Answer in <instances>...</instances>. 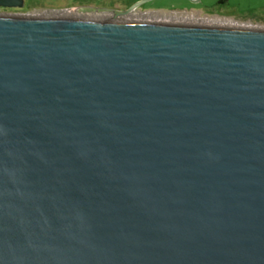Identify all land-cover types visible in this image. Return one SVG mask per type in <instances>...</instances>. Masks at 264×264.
<instances>
[{
  "label": "water",
  "instance_id": "obj_1",
  "mask_svg": "<svg viewBox=\"0 0 264 264\" xmlns=\"http://www.w3.org/2000/svg\"><path fill=\"white\" fill-rule=\"evenodd\" d=\"M105 12L0 15V264H264V31Z\"/></svg>",
  "mask_w": 264,
  "mask_h": 264
},
{
  "label": "rangeland",
  "instance_id": "obj_2",
  "mask_svg": "<svg viewBox=\"0 0 264 264\" xmlns=\"http://www.w3.org/2000/svg\"><path fill=\"white\" fill-rule=\"evenodd\" d=\"M109 1L111 0H26L25 7L22 10L0 9V15L74 18L76 17L74 11L79 7L88 6L89 4L104 6ZM113 1L120 2L123 0ZM147 6L150 11L157 12L185 13L194 11L203 12L205 15H215L212 17L203 16V19H201L203 21L183 23L187 25L264 31V0H200L198 4H194L191 0H154L148 3ZM85 18L96 19L89 15Z\"/></svg>",
  "mask_w": 264,
  "mask_h": 264
},
{
  "label": "flooded vegetation",
  "instance_id": "obj_3",
  "mask_svg": "<svg viewBox=\"0 0 264 264\" xmlns=\"http://www.w3.org/2000/svg\"><path fill=\"white\" fill-rule=\"evenodd\" d=\"M143 0H123L120 2L109 1L104 6H92L87 4L89 7L99 8L103 10H109L110 12L89 15L96 19L103 20H115V21H126V22H145V23H161V24H183L189 23V21H200L203 16L212 17L215 15H205L203 12H185V13H166L150 11L146 4H143L135 9H132L134 5ZM194 4H198L200 0H191ZM199 14V15H194ZM195 16V17H194ZM219 17V16H216ZM203 21V20H201Z\"/></svg>",
  "mask_w": 264,
  "mask_h": 264
}]
</instances>
